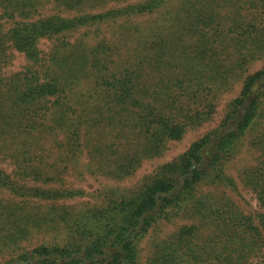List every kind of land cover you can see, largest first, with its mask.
I'll use <instances>...</instances> for the list:
<instances>
[{"label":"trees","instance_id":"16d2710c","mask_svg":"<svg viewBox=\"0 0 264 264\" xmlns=\"http://www.w3.org/2000/svg\"><path fill=\"white\" fill-rule=\"evenodd\" d=\"M102 1L0 0V12L31 19L46 2L82 11ZM171 1L147 0L73 18L51 16L0 32V154L12 146L8 156L16 159L23 178L12 179L0 168L2 190L27 201L87 196L64 188V174L83 177L91 170L94 176L123 179L203 121L198 105L233 75L225 33L252 52L264 45L252 35L238 39V32L254 23L243 21L250 16L257 21L259 11L264 13V0H185L169 10L165 6ZM159 11L163 21L119 25L125 33L118 41L99 32L120 18ZM82 28L96 29L92 41L64 40ZM257 31L251 25V32ZM258 34H264V26ZM54 36L63 40L45 56L39 43ZM6 39L29 64L2 79ZM249 137L258 158L239 176L256 198L255 218L228 195L239 191L231 164ZM29 177L63 187L28 186L23 181ZM205 186L212 189L202 192ZM19 205L11 199L0 203V251L13 252L1 264H142L145 237L177 218L189 224L155 244L146 264H264V68L246 81L218 128L132 191L107 190L100 205L75 212L53 207L41 217ZM35 228L53 242L18 250Z\"/></svg>","mask_w":264,"mask_h":264},{"label":"rangeland","instance_id":"374dc122","mask_svg":"<svg viewBox=\"0 0 264 264\" xmlns=\"http://www.w3.org/2000/svg\"><path fill=\"white\" fill-rule=\"evenodd\" d=\"M147 0H103L102 2H97L93 6L88 5L82 11L78 10H66L63 6H59L53 2H46L43 6H41L38 12L32 16L31 19L26 18H9L2 17L0 12V32L8 33L12 29L19 28L21 23H28L30 21H37L40 19H47L51 16H60L62 18H73L76 16H81L84 14H97L102 13L111 9H118L121 7H125L132 4L141 3ZM183 1L185 0H172L165 7H169V10H174L181 8ZM164 12H155L152 14H144L138 17L123 19L120 18L116 20V23H113L112 26L106 25L99 30V32L109 38L114 37L115 41H118L122 35H124L125 30L121 32L123 28L119 25L129 21L130 25L136 23H148L150 21H163ZM252 17H248L244 23L254 22L249 24V26L243 27L239 32V40H241V36L252 35L251 37H255L257 40H264V34H258V31L262 29L264 26V13L259 11V16L257 17V21H250ZM119 22V23H118ZM118 23V24H117ZM256 24L258 27L257 32H251V25ZM230 25L228 22L227 26ZM228 30V28H226ZM94 31V32H93ZM99 33V34H100ZM96 34V29L82 28L74 33H67V36L63 37L64 40H68L70 42L80 41L85 38L87 41H92ZM226 36V60L227 65L230 63V70L232 69L233 75L228 78L226 83L222 88L215 89L214 93H210L209 96H204L205 101L200 103L197 107L198 112H202L203 121L200 122L196 126L189 127L183 137L180 140L170 141L167 144V148L163 154L160 156L144 160L142 165L137 168L135 173L130 176L124 177L123 179H114L107 175H91V170H86L87 173L83 177H79L78 175H74L72 172L65 173L63 179L64 188H77L85 191L87 196L78 197L75 199H62L56 202L53 201H37V200H25L18 195L10 194L9 192H5L0 188V203L2 204V199L8 200L11 199L12 202H16L17 204H21L19 206L26 207L27 213L30 212L32 215H37L41 217V215L49 214L53 207H64L69 212L78 211L80 209L86 208L85 206L92 207L94 205H100L103 197L104 191L107 190H128L129 192L135 189L137 186L141 185L145 178L151 176L159 167L164 164L170 163L174 160H177L181 156H183L196 142L200 141L206 134L212 132L214 129L218 128L225 117L228 115L231 110L232 105L239 100L241 97L246 81L253 77L255 74L260 72L264 68V45L256 48L254 52L248 48V44L246 47L241 48V46L236 45L234 35H229L225 33ZM62 38L60 36H54L47 39H42L39 43V48L43 51L46 56L49 52L52 51L54 46H57L62 42ZM98 40V39H97ZM96 40V41H97ZM243 41V40H242ZM95 42V41H94ZM257 43V42H252ZM3 53L8 56L6 64L2 65L1 76L2 79L11 77L13 74L16 75L19 72H23L24 68L28 66V61L23 53L16 50L12 41L6 39V44L3 45ZM252 54H255L253 57ZM253 57V58H252ZM208 94V90H206L205 95ZM45 146L47 148L53 147L51 142H46ZM3 147L0 144V148ZM253 137H249L246 141V146L243 149L241 155L231 164V174L236 179L239 184V191L237 193L229 192V196H231L241 207L242 211L249 216H253L255 218V211L258 209L257 201L255 196L245 187H243L242 182L240 180V171L245 166L252 167L256 164L258 154L254 152L253 149ZM8 149V148H7ZM14 149L12 146L9 147L8 152L12 154ZM8 153V154H9ZM8 154H0V168L1 170H5V173L9 175L12 179L22 180L23 178L19 177V173L21 172L18 169L17 161L15 158L8 156ZM24 168V166H23ZM23 172L24 170L21 169ZM28 186L37 185L42 189H49V187H63L61 184H43L40 183L38 179H34L33 177H29L23 181ZM212 188L203 187L201 189L202 192H209ZM221 191V189H220ZM25 210V208H24ZM0 214L1 209H0ZM2 218L0 217V229L2 228ZM189 224L186 218H177L172 222H162L158 226H156L150 233L145 237L143 242L141 243V262L142 264H146L147 260L151 256L152 248L159 241H162L174 234L179 230L183 225ZM34 234L30 236L28 239L21 241L19 243L20 249L33 248L42 244H51L53 241L51 238H47L48 235L43 232H38L41 229H34ZM14 248V250H17ZM0 251V264L8 261L12 257V250Z\"/></svg>","mask_w":264,"mask_h":264}]
</instances>
